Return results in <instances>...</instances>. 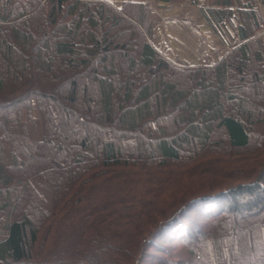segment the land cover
I'll return each mask as SVG.
<instances>
[{
  "label": "trees",
  "instance_id": "16d2710c",
  "mask_svg": "<svg viewBox=\"0 0 264 264\" xmlns=\"http://www.w3.org/2000/svg\"><path fill=\"white\" fill-rule=\"evenodd\" d=\"M236 2L242 41L184 67L146 2L0 0V264H264V18Z\"/></svg>",
  "mask_w": 264,
  "mask_h": 264
},
{
  "label": "rangeland",
  "instance_id": "374dc122",
  "mask_svg": "<svg viewBox=\"0 0 264 264\" xmlns=\"http://www.w3.org/2000/svg\"><path fill=\"white\" fill-rule=\"evenodd\" d=\"M112 3L119 5L122 0H109ZM134 2H143L148 5L150 10V20L151 25L155 30L156 38L155 42L159 46L162 52L174 62L184 67L197 65L199 59H196L193 55V52L196 51L194 47V41H197L196 38L198 35L201 38H205L204 21L195 14V11H192L191 2L189 0H172V1H162V0H132ZM115 5V6H116ZM123 13V18L126 21H120L119 24L112 28V31L115 28L125 29L128 28V21L131 22L132 19L127 14L138 13L139 9L130 7ZM127 13V14H126ZM199 24H202L199 27ZM111 31V33H112ZM197 34V35H196ZM208 35V34H206ZM81 38H78V41ZM204 44H201L200 49L207 51L209 48L214 47L216 49V58L224 50L227 51V48L223 46H217L219 43L218 39L207 38L203 40ZM223 41V40H222ZM220 48V49H219ZM225 51V52H226ZM115 53L118 55L119 51L115 50ZM214 53V52H213ZM211 54V52H210ZM203 56H208L206 53ZM211 59V58H210ZM206 61L207 58L200 59ZM246 149H239L237 152H245ZM199 221V220H198ZM201 221V219H200ZM159 242V241H158ZM161 243V241H160ZM168 243H165L163 246L167 247ZM175 242L169 246V250H176ZM152 250V249H151ZM155 251V250H152ZM158 252V251H155ZM160 256H165L164 253L158 252ZM152 260V259H151ZM150 258L147 257L145 263H150ZM154 264V262H153Z\"/></svg>",
  "mask_w": 264,
  "mask_h": 264
},
{
  "label": "crops",
  "instance_id": "0c3cea01",
  "mask_svg": "<svg viewBox=\"0 0 264 264\" xmlns=\"http://www.w3.org/2000/svg\"><path fill=\"white\" fill-rule=\"evenodd\" d=\"M243 1H248V0H243ZM249 1L251 5L257 10L258 14L264 18V2L261 0H249ZM189 2L192 3L191 4V6L193 7L192 11H195L196 12L195 14H197L198 17L200 16L201 19L204 21L203 26L204 29H206L204 33L205 38L203 39L199 37L200 35H198L196 38L197 41H194V45H195L194 47L196 48V51L193 52V55L196 59H199L197 64H211L217 61L221 56H223L226 51L224 50L220 55H218V58H216L217 56L215 53L217 48L211 47L209 48V50L207 49V51L200 49L201 44H204L203 40L212 37L215 40L218 39L219 43L217 46L219 47L224 45V47L227 48V51L230 50L236 43L242 41L241 39L238 38L235 32V26L238 23V18H237L238 6L236 0H228V1L227 0H189ZM211 9L215 10L216 14L218 11L220 12L222 11L223 16L221 21L218 22L219 25L216 24L214 20L211 18V13H210ZM201 25L202 24H199V27H201ZM255 34L259 35L261 39L264 41V27H259L255 31ZM156 35L157 33L155 34V30L152 27L150 40L154 44V46L161 51V49L155 42ZM206 53H208V56H203ZM203 58H207V60L200 61V59Z\"/></svg>",
  "mask_w": 264,
  "mask_h": 264
}]
</instances>
